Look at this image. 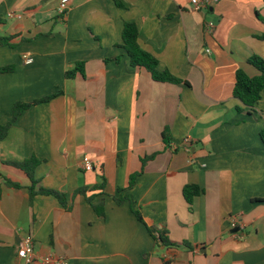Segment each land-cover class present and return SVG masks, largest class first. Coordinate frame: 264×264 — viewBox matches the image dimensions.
<instances>
[{
	"label": "crops",
	"instance_id": "1",
	"mask_svg": "<svg viewBox=\"0 0 264 264\" xmlns=\"http://www.w3.org/2000/svg\"><path fill=\"white\" fill-rule=\"evenodd\" d=\"M60 2L0 0V35L15 36L0 44V124L17 102L55 94L0 140V264H27L18 257L27 236L32 264L50 253L69 264H264V89L254 108L233 94L238 69L260 73L248 58H264V1L197 10L189 0H70L63 14ZM126 22L182 83L131 65ZM32 156L39 185L65 192L70 209L53 195L30 199V179L10 162ZM86 156L93 169L81 168ZM103 177L93 203L104 200V218L75 193ZM188 184L202 188L191 207ZM134 209L179 245L157 246Z\"/></svg>",
	"mask_w": 264,
	"mask_h": 264
},
{
	"label": "trees",
	"instance_id": "2",
	"mask_svg": "<svg viewBox=\"0 0 264 264\" xmlns=\"http://www.w3.org/2000/svg\"><path fill=\"white\" fill-rule=\"evenodd\" d=\"M116 2L119 6H123V3L121 2V0H116ZM260 19L264 23V17L263 18L260 17ZM14 37H15L14 35H9V36L0 35V44L2 45L9 44L13 46L12 39ZM139 37H140V32H139V29L136 23L126 22L124 25V29H123V47L128 52L131 65L146 69L151 74L153 80L163 81V82L182 83L183 80L174 76L168 70H164V71L159 70L158 58L152 53H150L149 51L145 50L140 45ZM256 37L261 40H264V33L257 35ZM248 62L254 65L259 70L260 73L257 76L251 77L244 70L238 69L235 74V84H234L233 94L236 98H238L242 102L243 105L254 108L256 104L259 102V100L261 99L262 90L264 89V58L261 57L260 55L253 54L248 58ZM13 68L14 66L10 65V66L2 68V70L9 71V70H12ZM76 70H80L82 73H84L82 62L77 63ZM74 73H75V70L67 71L66 76L71 77L72 75H74ZM54 95L47 96L42 99L34 100L30 103L17 102L14 105L12 117L10 118V120L6 124H0V140L6 138L10 127L13 125V123L16 121L18 116L24 110L28 109L34 104L48 101ZM238 110H241V108L238 107ZM260 136L262 140L264 141V128L261 130ZM142 161L143 163H145L146 159L144 158ZM40 163H41V160L35 156H32L31 158L25 159L24 161H20V162L18 161L10 162L11 165L24 171L26 175L28 176V178L30 179V185L28 189L30 191L31 200L37 194L53 195L63 204L64 207H66L67 209H70L72 205L69 203L67 194L65 192L57 191L54 189H48L43 186H40L39 180L35 179L34 173H35L37 166ZM140 172L141 171L131 174L129 185L127 188H131L134 186L136 177L140 174ZM7 184L11 187H17V188L21 187L20 183L12 181V180H7ZM104 187H105V178L103 177V181L99 185L93 186L91 190L85 187H80L75 192L76 195L84 194L88 202L92 204L93 208L96 210L98 215L102 218H104L106 215L104 200L102 199L97 203H93V199L95 198L96 195L104 191ZM127 188H121L120 191L123 192ZM89 191L92 192L91 195H88ZM201 192H202V188H200L196 184H188L184 187V190H183L184 198L190 207L193 204L194 198L197 195H199ZM126 199H127L126 197H121V196L116 197V201L118 204L124 203ZM133 211L137 219L146 225L148 231L150 232L152 237L155 239L157 246L164 245L167 247V246H178L179 245L167 237L166 229L160 228L157 225L147 223L144 220L140 210L134 209Z\"/></svg>",
	"mask_w": 264,
	"mask_h": 264
},
{
	"label": "built area",
	"instance_id": "3",
	"mask_svg": "<svg viewBox=\"0 0 264 264\" xmlns=\"http://www.w3.org/2000/svg\"><path fill=\"white\" fill-rule=\"evenodd\" d=\"M193 7L197 10H201L202 8L209 5L214 0H189ZM70 0H61L59 5V12L61 14L65 13L68 8ZM23 59L26 63H31L33 61V57L28 54L23 55ZM186 143L189 142L187 138L185 140ZM81 168L85 170H90L94 168V162L89 157H84L81 163ZM18 257L23 259L27 264H32L36 259L35 251H34V243L32 236H27L21 246L18 249ZM42 264H69V260L65 257L58 256L55 254H46L41 257Z\"/></svg>",
	"mask_w": 264,
	"mask_h": 264
},
{
	"label": "water",
	"instance_id": "4",
	"mask_svg": "<svg viewBox=\"0 0 264 264\" xmlns=\"http://www.w3.org/2000/svg\"><path fill=\"white\" fill-rule=\"evenodd\" d=\"M238 229H239L238 227L237 228H234L233 231H237Z\"/></svg>",
	"mask_w": 264,
	"mask_h": 264
}]
</instances>
